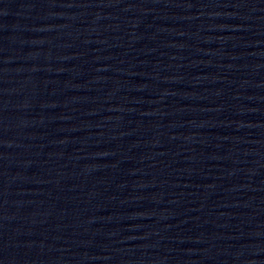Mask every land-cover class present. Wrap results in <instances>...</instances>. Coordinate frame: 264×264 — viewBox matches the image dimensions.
<instances>
[{"label":"water","instance_id":"95a60500","mask_svg":"<svg viewBox=\"0 0 264 264\" xmlns=\"http://www.w3.org/2000/svg\"><path fill=\"white\" fill-rule=\"evenodd\" d=\"M0 264H264V0H0Z\"/></svg>","mask_w":264,"mask_h":264}]
</instances>
